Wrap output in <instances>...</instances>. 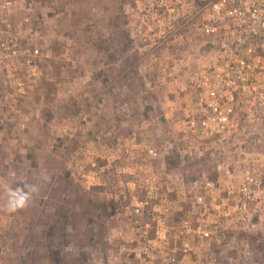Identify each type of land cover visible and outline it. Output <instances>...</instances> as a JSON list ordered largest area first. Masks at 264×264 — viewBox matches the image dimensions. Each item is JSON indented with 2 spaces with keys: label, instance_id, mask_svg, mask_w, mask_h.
<instances>
[{
  "label": "rangeland",
  "instance_id": "1",
  "mask_svg": "<svg viewBox=\"0 0 264 264\" xmlns=\"http://www.w3.org/2000/svg\"><path fill=\"white\" fill-rule=\"evenodd\" d=\"M132 2L15 0L0 12V39L10 32L19 55L33 46L41 53L34 75L21 62L9 75L0 64V264H144L121 250L135 244L125 232L133 219L130 198L123 200L119 183L139 180L144 164L163 185L188 180L190 165L175 154L173 120L184 119L192 105L186 65L207 52L198 45H147L143 22L154 24L155 15L132 12ZM148 53L146 62H133ZM176 56L186 71L172 69ZM159 100L177 110L141 108ZM130 101L139 109L131 110ZM141 117L153 123L166 117L167 123L146 133V146L156 147L158 156L147 158L136 148L131 161L125 124ZM26 185L35 189L28 206L8 211L9 189ZM181 215L173 208L170 222ZM231 227L212 243L224 250L212 252V264L228 256L264 264V238ZM154 246L147 264L163 263L158 252L165 249ZM207 254H195L193 264H208Z\"/></svg>",
  "mask_w": 264,
  "mask_h": 264
},
{
  "label": "built area",
  "instance_id": "2",
  "mask_svg": "<svg viewBox=\"0 0 264 264\" xmlns=\"http://www.w3.org/2000/svg\"><path fill=\"white\" fill-rule=\"evenodd\" d=\"M13 6L15 0H2L0 12ZM132 6V12L155 15L150 17L154 24L143 22L147 45H198L207 54H195L186 65L192 105L176 123L175 154L181 165L189 163L188 180L163 185L144 164L137 168L142 173L139 180L119 183L123 200L130 198L133 219L125 232L128 243L135 244L121 250L147 264L154 245L161 243L162 262L178 264L177 253L184 258L202 250L209 253L212 243L223 241L231 226L263 239L264 0H133ZM3 26L10 27L4 20ZM7 36L0 39L4 72L9 75L10 68L21 62L34 75L40 49L33 46L19 55L16 40L10 32ZM150 53L144 58H152ZM172 63L173 70L186 71L180 57ZM144 153L151 159L158 156L152 146H146ZM173 208L182 215L172 224ZM113 232L122 235V230ZM223 260L239 264L234 256Z\"/></svg>",
  "mask_w": 264,
  "mask_h": 264
},
{
  "label": "crops",
  "instance_id": "3",
  "mask_svg": "<svg viewBox=\"0 0 264 264\" xmlns=\"http://www.w3.org/2000/svg\"><path fill=\"white\" fill-rule=\"evenodd\" d=\"M147 58L145 57H139V60H133V62H140V61H144V62H146L147 60H146ZM132 62V63H133ZM153 64H151V66H152ZM153 70H152V68H150V69H148L147 71H146V73H144V74H141L140 76L142 77V78H145V77H148V75H149V73L150 72H152ZM141 82H142V80H141ZM179 93H180V91H178ZM170 94H171V96H172V94H177V90H174V91H170ZM169 94V95H170ZM182 94V93H181ZM183 96V95H182ZM189 97H191L190 95H188ZM159 99V98H158ZM176 100V99H175ZM132 101V100H131ZM129 102V106H130V108H131V110L133 109V107H135V108H138L139 109V107H138V105L136 106L135 104H133L134 102ZM184 103V102H183ZM142 104V109L143 108H151V109H156V108H160V109H162V110H167V108H169V110L171 109L172 111L173 110H177V105H176V107L174 106V105H172V103H171V106L172 107H170V105H168L165 101H161L160 102V100L157 102V101H155V103H154V105H151V104H148L147 106H145V102L144 103H141ZM180 105H181V107H182V101L180 102ZM170 114V113H169ZM177 119L175 120H173V130L175 131V133H174V136H173V142H174V145H175V141H176V138H177V135H178V132L176 131V129H177V127H176V123H177ZM126 122H128L127 124H125V132H127V133H125V134H127V135H125V138H126V140H127V138L129 139V141H130V145H129V147H128V149H130V150H128V152H126L127 153V155H128V157L130 158V160L131 161H133V160H135V152H137V149L136 148H141V152H143L144 153V148L146 147V144H147V132H150V128H148L149 126H152V124H153V126L155 125V126H157L158 127V129H160L159 127L160 126H164V124L165 123H167V121H166V117H165V119H161V120H159L158 119V121H154V123H153V121H149V119L148 118H143V117H141V119H139V120H137V121H135L134 119H129V120H127ZM137 124H139V126H140V132L138 131H133V129L135 130V129H137ZM115 126L117 125V124H114ZM144 143H145V145H144ZM144 145V146H143ZM148 146V145H147ZM130 151V152H129ZM144 155H145V153H144ZM136 156H138L137 154H136ZM217 250H220L219 248H218V245L217 246H214V244L212 245V247L209 249V253L208 252H206V253H208L207 255H206V257H205V259H207L209 262H211V264H212V261H211V259L210 258H212L210 255H212L213 253H214V251H217ZM213 252V253H212ZM210 257H209V256ZM176 257H177V259L180 261V264H190V262H192V264H193V261L192 260H194L195 259V257H192V258H184L180 253H177L176 254ZM182 260H184L183 262H182ZM189 260V261H188ZM188 261V262H187ZM208 261H206V263H208V264H210ZM160 264H165V263H160Z\"/></svg>",
  "mask_w": 264,
  "mask_h": 264
},
{
  "label": "clouds",
  "instance_id": "4",
  "mask_svg": "<svg viewBox=\"0 0 264 264\" xmlns=\"http://www.w3.org/2000/svg\"><path fill=\"white\" fill-rule=\"evenodd\" d=\"M28 190H25V189ZM35 191L31 186L16 187L9 189L7 199V210L15 212L18 209H23L28 206L32 192Z\"/></svg>",
  "mask_w": 264,
  "mask_h": 264
}]
</instances>
